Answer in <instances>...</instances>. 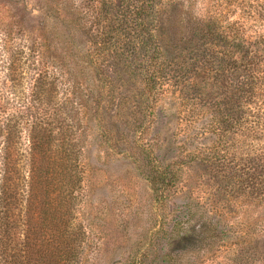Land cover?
I'll use <instances>...</instances> for the list:
<instances>
[{"label": "rangeland", "instance_id": "obj_1", "mask_svg": "<svg viewBox=\"0 0 264 264\" xmlns=\"http://www.w3.org/2000/svg\"><path fill=\"white\" fill-rule=\"evenodd\" d=\"M167 1L155 22H139L143 0H0V147L12 133L25 188L42 124L53 150L64 139L74 151L77 178L71 198L63 175L50 187L61 212L41 237L24 218L39 204L19 201L10 262L25 263L37 240L51 245L36 250L38 264H264V153L209 129L233 118V28L249 43L263 36L264 0ZM142 23L167 60L158 89L135 47ZM47 74L51 98L35 90ZM151 156L169 166L171 186L158 194Z\"/></svg>", "mask_w": 264, "mask_h": 264}, {"label": "trees", "instance_id": "obj_2", "mask_svg": "<svg viewBox=\"0 0 264 264\" xmlns=\"http://www.w3.org/2000/svg\"><path fill=\"white\" fill-rule=\"evenodd\" d=\"M163 5L167 6L168 1L143 0L141 7L137 8V10L139 9L137 14L139 22H155L158 6ZM245 32L244 28H233V118L227 120L214 117L209 122V129L214 135H219V139L226 138L229 132H233V141L237 139V145H240L238 140H243V138L245 141L249 140L248 146L253 147L251 149L256 151L258 155L259 152L264 153V35L259 36L253 44L246 41L248 38ZM140 33L144 34L141 40L137 41L135 47H138L143 56L144 61L140 64L145 70L143 79L148 88L158 89L162 79H164V71L168 67L167 60L153 39L152 31L147 24H141ZM253 46L256 47L255 50ZM47 76V78L39 79V82L37 80L38 86L35 87V90L51 98L50 94L55 91L56 83L53 80V75L47 74ZM199 110L202 113V109ZM2 130L6 132L4 127ZM12 138V133L7 132L5 142L0 147V264H38L34 258L39 250L51 252V245H39L37 240L27 243V247H39L31 250L29 254L27 252V258L23 260L26 261L25 263H21L20 260L22 259H16V257L12 258L13 262L8 260V250L14 243L17 246L18 242L15 231L21 228V221L23 220L18 219L20 225L16 224L15 229L10 215L18 210L19 201H23L24 198L27 199L29 207L36 201L39 204L37 209L27 210L24 214V218H27L28 221L27 231L32 236L41 237L43 235L42 228L49 225L48 230L52 232L54 222L58 219V211L61 212V209L56 206L55 200L50 199V187L53 189V183H56L63 175L64 180L59 182L62 184L61 191L66 198H71L73 185L77 182L76 167L72 165L74 151L65 145L68 143L64 142V139L61 148L58 151L53 150L52 132L42 124H35L30 139L31 174L29 182L25 186L28 189L27 196L25 188H21L20 180L16 175H13L14 171L11 165ZM215 148L218 150V147ZM150 163L153 165L154 173L147 179L155 193H162L171 186L168 176L169 166L164 167L165 164L161 166V161L153 156L150 157ZM59 193L60 190L57 191L56 196ZM34 211L38 213V224L31 222L34 220L32 218ZM36 225L41 226L36 227ZM63 237L62 235L59 238ZM50 239L53 240L52 237ZM69 249L68 252L65 251V262L69 257L68 253L71 251V248Z\"/></svg>", "mask_w": 264, "mask_h": 264}]
</instances>
